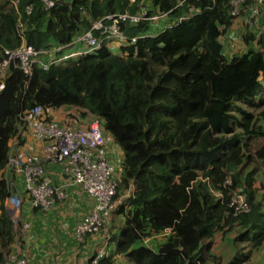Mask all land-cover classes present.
I'll list each match as a JSON object with an SVG mask.
<instances>
[{"label": "trees", "instance_id": "trees-1", "mask_svg": "<svg viewBox=\"0 0 264 264\" xmlns=\"http://www.w3.org/2000/svg\"><path fill=\"white\" fill-rule=\"evenodd\" d=\"M51 1L46 9L39 0H0V48L15 49L21 40L37 50L65 46L94 22L137 13L138 5L148 15L166 13L173 25L151 35L157 28L147 21L124 24L136 57H117L104 41L68 66L34 65L30 76L17 69L5 76L0 264L15 247L3 171L12 140L26 141L21 115L37 105L70 127L96 121L120 150L119 187L133 185L134 193L111 210L122 225L116 232L110 225L109 235L115 254L130 264H206L203 242L218 232H238L251 249L264 248V205L251 190L258 171L245 174L255 162L264 166V128L257 125L264 119V4L253 15L248 1L234 16L229 0ZM236 20L247 50L227 56L222 40ZM233 190L245 195L247 212L230 206ZM114 263L108 251L99 262Z\"/></svg>", "mask_w": 264, "mask_h": 264}, {"label": "built area", "instance_id": "built-area-1", "mask_svg": "<svg viewBox=\"0 0 264 264\" xmlns=\"http://www.w3.org/2000/svg\"><path fill=\"white\" fill-rule=\"evenodd\" d=\"M40 1L47 8L53 5L48 0ZM248 1L253 5L247 9L256 5L252 8L253 15H256L260 6L264 4V0H229L233 8L231 15H237L240 7ZM160 17L162 16L147 17L145 10L139 15L124 13L108 16L94 23L90 30L78 37L75 43L83 45L82 50L59 58H55L54 55L60 53L64 47L35 50L24 44L16 50H5V57L0 61V90L3 88V76L8 70L17 69L30 75L37 63L43 69H47L48 65L70 57L87 56L99 45L100 40L95 36L96 33H100L102 40L122 41L126 38L120 31V22L128 21L135 24L145 20L155 21ZM106 19L111 21L110 25L104 24L103 21ZM47 55L50 57L47 64L38 60V57ZM52 114V111H45L37 105L20 117L26 128L25 132L31 133L32 140L40 144L39 152H35L27 143L20 145L17 140L12 142L5 173L7 174V170L11 168L10 171L18 177L21 176L23 191L17 188L15 182L7 180L10 191L7 207L8 214L12 217L15 252L8 256L5 264H29L19 260L22 253L20 242L29 239L30 230V225L19 219L25 197L32 208L47 213L67 202L69 188H81L91 205L75 228L74 237L78 243H83L88 235L106 232L110 212L115 207L113 198L117 190V180L114 169L107 160L106 139L98 123L95 121L87 125L70 127L56 119H50ZM46 165H55L59 168L58 182H54V178L47 173ZM230 206L236 212L248 211V204L239 193H232ZM103 257L104 250L98 251L90 264H99Z\"/></svg>", "mask_w": 264, "mask_h": 264}, {"label": "crops", "instance_id": "crops-1", "mask_svg": "<svg viewBox=\"0 0 264 264\" xmlns=\"http://www.w3.org/2000/svg\"><path fill=\"white\" fill-rule=\"evenodd\" d=\"M124 24L132 25V23L127 21L120 22L121 30L123 29ZM234 24L239 23L235 22ZM24 44L28 45L25 40H21L19 46L15 49H18ZM3 48L4 47L0 49ZM109 48L111 49V51L113 49L116 51L115 45H109ZM38 60L42 63H45L44 60H47V63L49 62V59L43 56L39 57ZM25 143L31 146L33 145L34 149H38L39 147V144L31 139H29L28 141L26 140ZM108 157L111 160V163L115 165V167H120L119 163L121 153L115 150L114 147L112 148V146L108 148ZM46 169L47 173L51 177L55 178L56 181H58L57 177H60L59 168L54 165H48ZM119 172H121L120 168ZM13 180L17 188L20 191H23V181L21 176L18 177L17 175H15L13 176ZM72 207L78 213L76 215H82L88 207V200L83 196V194L79 190H69V198L67 202L55 209L54 211H48L46 214H41L40 212L33 210L29 204L28 198L25 197L23 201V206L19 212V216L24 222L29 223V225L31 224L29 230L30 239L21 241L20 246L22 249L21 256L25 257L29 264H82L84 262L83 259L80 260L81 256L79 259L77 258L79 252H81V249L83 253L87 248H90L91 245H94V243H100L101 246L109 245V240L105 239L106 237L102 238L99 234H96L88 236L86 238V242L82 245L81 249L76 248V244L79 243L76 241V239L74 240V227L78 217L74 219L73 214L67 217L65 216V214L68 213L67 210H72ZM13 215L16 214L13 213ZM102 235L104 237V234ZM163 236L167 237L168 234L166 235L163 233L161 236L158 237H161V239H165L166 237ZM108 252L114 260V264H118V259H120L121 256L115 254V252L112 251L111 245L108 249ZM123 260H125L124 257ZM84 264H87V262Z\"/></svg>", "mask_w": 264, "mask_h": 264}, {"label": "rangeland", "instance_id": "rangeland-1", "mask_svg": "<svg viewBox=\"0 0 264 264\" xmlns=\"http://www.w3.org/2000/svg\"><path fill=\"white\" fill-rule=\"evenodd\" d=\"M242 29H245L244 27H240V23L239 24H234L231 29L229 30V32L227 33V39L225 38V40H222V44L224 46V50H227V56H232V55H237V54H241L243 52H245L247 50V46L245 45L241 34H239V30L241 31ZM158 32V30L156 31ZM263 32H264V28H263ZM112 54H115V50L113 49ZM80 59H74L73 62H77ZM264 80V78H262V81ZM264 84V82H262ZM251 113L255 116H257L260 113V109L258 108H252L251 109ZM258 123L257 125H260L264 128V119H258ZM23 137L25 138V140H32V136L31 133L29 132H25ZM261 142V141H260ZM111 141L108 143L110 144ZM263 143V142H261ZM110 145H113V143H111ZM112 146V148H113ZM33 148V145L32 147ZM115 150H117V148L114 146ZM35 152H39L40 151V144L38 147V150L34 149ZM118 151V150H117ZM11 168H9L7 170L8 175L12 178V172L10 171ZM258 171V175L255 177L254 182L251 186V190L254 192V197H256L259 201L262 202V204L264 205V166L259 163V162H255L253 165L248 166L247 169L245 170V174L251 172V171ZM130 191L127 190H120L119 192V197H120V201L116 202V205L119 204H123V202L130 196ZM239 194H242V192H236ZM244 198L245 195H243ZM68 213L65 214V216H69L73 214V218H77L75 222V227H74V231L76 226L79 224L80 219L82 217V215H76L78 214L76 212V210L72 207V210L69 209L67 210ZM112 230L113 232H116L118 228L121 227L122 225V221L117 219V216L115 214H110L109 216V220L106 226V232H104V237L103 235H100L102 238H105L109 235V229H110V225L112 226ZM31 226V224H30ZM232 234H235L234 236ZM238 235V236H237ZM236 236V240H234ZM241 238V235L238 234V232L236 233H231L228 234L225 232H218L215 233L213 235V238L210 240H205L203 242V244L206 246L204 247L203 250V257L206 261V264H229L231 262V260L233 259V257H235V255H239V256H243L242 260H238L235 261V264H264V248H261L259 250H253L249 247L248 242L247 241H239ZM30 239V238H29ZM106 239V238H105ZM161 239V237L159 238ZM75 240V237H74ZM86 242V240H85ZM77 243V242H76ZM83 244H76V248L77 249H81ZM115 245L116 243L113 242L111 244L112 246V251H115ZM145 245L148 247H152L153 243L152 242H145ZM251 246V244H250ZM90 252H89V251ZM106 251L107 249L105 246H101L100 243L96 244L94 243V245H91L90 248H87L85 250V252L82 253V249L81 252H79L78 254V259L80 258V260L83 259V262L86 263L93 255L94 253L96 254L98 251ZM92 251V252H91ZM89 252V253H88ZM78 253V252H77ZM76 257V256H75ZM74 257V258H75ZM118 264H130L126 259L123 260V257H120V259H118ZM219 260V262H217ZM86 261V262H85ZM217 262V263H216ZM82 263V264H84Z\"/></svg>", "mask_w": 264, "mask_h": 264}, {"label": "clouds", "instance_id": "clouds-1", "mask_svg": "<svg viewBox=\"0 0 264 264\" xmlns=\"http://www.w3.org/2000/svg\"><path fill=\"white\" fill-rule=\"evenodd\" d=\"M40 1V0H39ZM48 1H50V2H52L51 0H48ZM41 2V1H40ZM135 2V0L134 1H132V0H129V3L130 4H133ZM43 5H44V3L43 2H41ZM53 3V2H52ZM54 4V3H53ZM181 5V3H178V5H177V7L178 6H180ZM53 6V5H52ZM51 6V7H52ZM44 7L47 9V7L44 5ZM142 10H145V12H146V15H147V17H152V16H157V17H159V16H162V17H160V18H158L157 20H155V21H148V20H145V21H147V22H149L150 24H151V27L152 28H157V30H160V31H162V30H164L166 27H169V26H171V25H173L171 22H169L168 20H167V14L166 13H157V14H152V15H148V12H147V9L146 8H144V7H142V6H140V5H138V12L137 13H131V12H129V11H124V12H122V13H117V14H113V15H119V14H124V13H129L130 15H139L140 14V12L142 11ZM31 12V8H29L28 9V14ZM110 16H112V15H110ZM108 17V16H107ZM104 19V18H103ZM107 20V19H106ZM109 21V23L108 24H106V25H110V23H111V21L110 20H108ZM98 22V21H97ZM128 22V21H127ZM140 22H143V21H139L138 23H140ZM235 22H238V20H236ZM94 23H96V22H94ZM93 23V24H94ZM138 23H135V24H132V26H134V25H137ZM239 23V22H238ZM93 24L91 25V27L88 29V30H90L91 28H92V26H93ZM158 26H161V28L162 29H158ZM88 30H86L85 32H87ZM120 31H121V33L123 34V36L126 38L125 40H102V37H101V35H100V33H96L95 34V36L98 38V40H100L99 41V45H98V47L100 46V44H101V42H104V41H106V42H108L109 43V45H115L116 46V51H115V54L117 55V57H120V58H122V59H126V58H128V57H130V56H133V57H136L137 56V53H138V49L136 48V47H133V49L132 50H130V49H128L135 41L133 40V39H128L127 38V36L122 32V30L120 29ZM85 32H83V33H81L79 36H81L82 34H84ZM154 33H156V31H150V34L152 35V34H154ZM79 36H77L70 44H68V45H65V46H59V47H64V49L60 52V53H58V54H55L54 56H55V58H59V57H61V56H63V55H65V56H67V55H70L71 53H73V52H76V51H80V50H82L83 49V45H80V44H77V43H75L76 42V40L78 39V37ZM26 45V44H25ZM28 46V45H27ZM31 47V46H30ZM97 47V48H98ZM32 48H34V47H32ZM55 48H58V47H55ZM54 47H52V48H44V49H39V50H51V49H55ZM35 49V48H34ZM110 49V48H109ZM0 50H2V56H1V58H0V61H2L3 59H4V51L5 50H16V49H0ZM35 50H37V49H35ZM96 50V49H95ZM94 50V51H95ZM111 50V49H110ZM92 53V52H91ZM90 53V54H91ZM88 56V55H87ZM41 57V56H40ZM43 57H47L49 60H50V57L47 55V56H43ZM83 57H86V56H75V57H70V58H68V59H65V60H63V61H61V62H57V63H53V64H51V65H59V64H63L62 66H68L69 64H71V63H74L73 62V60L74 59H82ZM39 58V57H38ZM47 61V60H46ZM79 61V60H78ZM45 64H47V63H45ZM36 65H39L38 63L36 64ZM51 65H48V67L49 66H51ZM40 66V65H39ZM34 67V66H33ZM11 70H15V69H11ZM11 70H8L7 72H6V74L3 76V79L5 78V76H7V74H8V72H10ZM44 70H46V69H44ZM25 75H27V74H25ZM31 75V74H30ZM30 75H27V76H30ZM2 83H4L3 82V80H2ZM3 89V88H2ZM1 89V90H2ZM0 90V91H1ZM58 121H60V120H58ZM100 127V126H99ZM102 130V129H101ZM102 132H103V134H104V136H105V139H106V143H105V152H106V155H107V157H108V148L110 147V146H113V145H110L111 143H113V141H112V138L108 135V134H106L103 130H102ZM13 141H16V140H12V142ZM111 141V143L110 144H108L109 142ZM12 142H11V144H10V147H9V152H8V158H7V163H8V159H9V153H10V151H11V149H12ZM114 144V143H113ZM115 146V145H114ZM113 146V147H114ZM116 147V146H115ZM117 148V147H116ZM117 150L120 152V150L117 148ZM121 153V152H120ZM121 159H122V156L120 157V167L119 166H117V167H115V165H113L112 163H111V160L109 159V157H108V162L111 164V166L113 167V169H114V172H115V178H116V180H117V190H116V194H115V196H114V198L116 197V199L114 200V198H113V202L115 203V206H116V202L117 201H120V197L118 196L119 195V192H120V190H125V191H127V190H129L131 193H130V196L124 201V202H126L132 195H133V193H134V186L133 185H131L128 189H124V188H122V187H119V183H118V180L120 179V177L123 175V169H122V165H121ZM6 168H7V164H6V166H5V168H4V171H3V177H4V180H5V183H6V186H7V189H8V183H7V180H10V181H13L14 182V180H13V176H15L16 174L13 172V171H11L12 172V178L8 175V173L6 174L5 173V171H6ZM119 168H120V170H121V172H119ZM53 178V177H52ZM58 179H59V177H57ZM54 182H58V181H56L55 180V178H54V180H53ZM226 184L227 183H230L231 184V182L229 181V182H225ZM230 184H229V186H230ZM228 185V184H227ZM72 189H75V190H79L82 194H83V196L88 200V207H87V209H86V211L82 214V216L84 215V214H86L87 213V211L90 209V200H89V198H87V196L83 193V191L81 190V188H79V187H71V188H69V190H72ZM8 192H9V196H10V191H9V189H8ZM236 192H239L238 190H233V191H231V193H236ZM23 193V192H22ZM242 195V194H241ZM8 196V197H9ZM218 196V195H217ZM243 196V195H242ZM244 197V196H243ZM8 199V198H7ZM7 199H6V202H5V206H6V211H7V214H8V207H7ZM246 200V199H245ZM66 203V202H65ZM65 203H63V204H65ZM62 204V205H63ZM22 206H23V203H22ZM22 206H21V208H22ZM61 205H59V206H57L56 207V209L58 208V207H60ZM21 210V209H20ZM54 211V210H53ZM38 212H40V211H38ZM41 213V212H40ZM41 214H46V213H41ZM8 217L10 218V220L12 221V219H11V216H9V214H8ZM82 218V217H81ZM19 219H21L20 218V216H19ZM22 220V219H21ZM23 221V220H22ZM24 222V221H23ZM25 223H27V222H25ZM29 224V223H28ZM74 233H75V231H74ZM104 232H101V233H96V234H99V235H102ZM96 234H92V235H96ZM164 234H169V231H166V232H164ZM88 236H90V235H88ZM85 238H87V237H85ZM158 238H160V237H158ZM106 239H108L109 240V245L108 246H105L106 247V249H107V251H108V249H109V247H110V245L112 244L111 243V241H110V235H108L107 237H106ZM85 243V242H84ZM20 248H21V246H20ZM22 250V249H21ZM115 251H116V245H115ZM114 251V252H115ZM14 252H15V247H14ZM109 252H111V251H109ZM105 253H107L106 251H104V255H105ZM11 254H13V252L12 253H10L9 255H11ZM97 254V253H96ZM8 255V256H9ZM8 256H7V258H8ZM120 256V255H119ZM95 257V256H94ZM94 257H92V258H94ZM122 257V256H121ZM7 258H6V260H7ZM19 258H21V259H19V260H22V261H25L26 263H28V261L25 259V257H23V256H19ZM91 258V259H92ZM91 259H90V262H91ZM6 262V261H5ZM5 264V263H4Z\"/></svg>", "mask_w": 264, "mask_h": 264}]
</instances>
